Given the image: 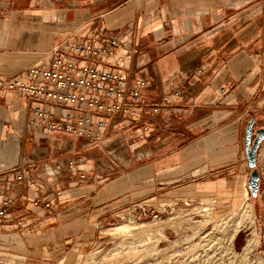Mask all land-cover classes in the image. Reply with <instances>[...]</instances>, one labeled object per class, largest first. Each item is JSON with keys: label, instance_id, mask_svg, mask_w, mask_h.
<instances>
[{"label": "crops", "instance_id": "crops-1", "mask_svg": "<svg viewBox=\"0 0 264 264\" xmlns=\"http://www.w3.org/2000/svg\"><path fill=\"white\" fill-rule=\"evenodd\" d=\"M95 31L117 47L92 63L122 58L127 88L146 82L142 108L113 120L92 144L42 136L22 95L0 89V199L10 201L0 218V264H67L106 204L130 186L124 175L145 178L148 195L193 178L198 164L206 172L214 149L242 161L247 124L264 122V0H0V78L25 80L62 43H87ZM260 163L258 151L261 186ZM167 167L179 174L160 179ZM35 200L51 208L33 207Z\"/></svg>", "mask_w": 264, "mask_h": 264}, {"label": "rangeland", "instance_id": "rangeland-1", "mask_svg": "<svg viewBox=\"0 0 264 264\" xmlns=\"http://www.w3.org/2000/svg\"><path fill=\"white\" fill-rule=\"evenodd\" d=\"M263 124L254 122L253 131ZM258 151L264 162V142ZM219 153L205 155L206 172L198 164L193 178L148 195L145 178L124 175L120 180L129 179L130 186L106 204L97 224L86 229L82 252L67 264H264V173L253 197L246 157L231 162V155ZM169 168L160 179L179 174ZM144 204H150L147 213Z\"/></svg>", "mask_w": 264, "mask_h": 264}, {"label": "built area", "instance_id": "built-area-1", "mask_svg": "<svg viewBox=\"0 0 264 264\" xmlns=\"http://www.w3.org/2000/svg\"><path fill=\"white\" fill-rule=\"evenodd\" d=\"M95 34L96 40L91 38L87 43H62L43 66L26 69L25 80L0 78V89L22 95L27 104L28 123L37 125L42 136L65 133L98 144L113 120L118 118L121 123L142 108L138 87L146 82L138 81L137 87L128 89L125 73L117 67L122 58L109 67L98 68L92 63H103L112 55L111 49L117 47L115 38L105 39L101 31ZM67 54L71 57L62 58ZM220 91L225 92L223 88ZM153 112H157V107ZM9 206V200L0 199V218H6ZM32 206L48 210L51 203L35 200ZM148 208L150 204H144L142 212H149Z\"/></svg>", "mask_w": 264, "mask_h": 264}, {"label": "water", "instance_id": "water-1", "mask_svg": "<svg viewBox=\"0 0 264 264\" xmlns=\"http://www.w3.org/2000/svg\"><path fill=\"white\" fill-rule=\"evenodd\" d=\"M254 121L251 120L246 126L244 138V153L247 166L250 169L248 188L253 197L257 195L259 190V173L256 170L257 152L264 142V127L253 131Z\"/></svg>", "mask_w": 264, "mask_h": 264}]
</instances>
